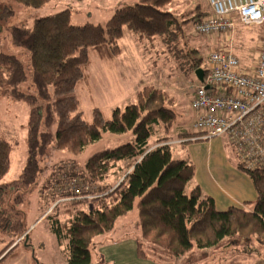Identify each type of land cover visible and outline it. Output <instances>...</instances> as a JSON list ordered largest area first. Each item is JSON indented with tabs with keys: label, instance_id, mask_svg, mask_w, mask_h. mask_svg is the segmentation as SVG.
Masks as SVG:
<instances>
[{
	"label": "trees",
	"instance_id": "obj_1",
	"mask_svg": "<svg viewBox=\"0 0 264 264\" xmlns=\"http://www.w3.org/2000/svg\"><path fill=\"white\" fill-rule=\"evenodd\" d=\"M13 1L24 9L36 10L51 0ZM171 2L137 0L135 5L115 11L102 25H74L71 12L63 10L35 19L28 27L11 28L10 42L25 53L27 64L0 53V89L11 101L28 108L26 158L18 177L0 184V232L22 235L21 222L12 221L2 204L11 193L17 194V205L22 202L21 195L33 188L42 174L48 149L77 156L100 140L103 133L131 132V143L98 152L87 159L78 177L69 174L79 194L61 193L63 221L55 218L50 227L57 244L65 245L67 264H91L95 241L111 234L116 223L134 206L140 239L168 257L185 258L187 264L204 260L207 249L228 248L242 240H254L264 246V170H244L238 164L255 192L251 211L237 207L218 211L213 200L198 187L186 193L194 177V166L172 158L168 134L176 115L167 107L170 100L162 90L143 87L133 104L115 108L109 119L94 109L90 123L84 121L79 101L73 95L87 79L91 53L99 60L117 56L124 29L140 41L162 38L166 43L177 44L183 35V23L161 11ZM197 13L196 23L210 14ZM200 67L201 61L194 60L193 68ZM155 126H161L162 136L154 132ZM189 135L181 129L177 138ZM11 152L12 146L0 137V182L9 172ZM113 170L122 174L116 173L117 183L107 184ZM63 173L67 174L62 171L58 176L67 181ZM54 182L56 188L59 181ZM84 185L90 190H85ZM89 194L92 199L87 200ZM140 247L138 242L137 256L145 259L146 253Z\"/></svg>",
	"mask_w": 264,
	"mask_h": 264
},
{
	"label": "rangeland",
	"instance_id": "obj_2",
	"mask_svg": "<svg viewBox=\"0 0 264 264\" xmlns=\"http://www.w3.org/2000/svg\"><path fill=\"white\" fill-rule=\"evenodd\" d=\"M67 2L69 1L51 0L40 9L28 10L14 4L11 0H0V10L6 9L5 12H0V53L15 56L26 65L25 53L10 42L9 29L15 26L28 27L35 19L61 12L66 8ZM87 3L85 5L83 2L80 5V12L76 16L72 13V24L81 26L89 22V24L98 25L97 21H99L102 25L107 22L100 21L104 17L96 12L95 6L100 4L99 0H87ZM161 11L170 13L179 23H183V35L177 44L166 43L162 38L153 41L137 39L139 42H134L128 41L127 36H124L118 41L119 54L110 59L111 61H100L94 53H91V65L86 73L87 79L77 87L73 95L79 101L84 121L90 123L94 109L100 110L105 119H109L115 108L124 109L125 106L133 104L137 92L143 87L154 86L162 90L170 100L167 107L176 115L175 123L168 136L172 158L178 160L185 157L188 152L185 148L190 143L186 142H192L194 139L189 90L199 82L195 77L193 61L200 60V69L205 70L209 53L217 50L220 45L222 47L227 45V48L243 64L251 65L256 56L259 41L264 38V23L248 27L237 25L231 36L227 34L205 37L194 29V23L198 20L196 17L198 11L206 15L211 12L207 0H172ZM91 13L94 14L92 19ZM123 34H129V32L124 29ZM134 90H136L135 93ZM27 114L28 108L25 104L14 103L3 95L0 89V134L12 146L10 169L0 184L15 180L25 162ZM181 129L187 130L190 135L185 140L176 141L177 133ZM54 130L53 127L51 132L54 133ZM154 132L163 135L161 126H155ZM132 141L131 132L119 135L106 132L102 134L100 140L89 145L77 156L66 151L56 152L48 149L42 161L44 168L42 174L33 188L26 191L24 197L21 195L22 202L17 205L16 197L18 196L11 193L2 204V209L8 211L12 221L21 222L20 234L22 235H14V232H0V254L9 248L0 259L17 245L0 264H65L66 249L64 245L61 247L57 244L50 227L55 218L63 221L64 214L61 206L64 198L61 197V193L72 191V187L75 186L73 185L75 180H71L69 174L77 176L83 172L85 162L90 156ZM62 171L65 173L69 171L65 174L67 181L59 178V172L62 173ZM112 173L107 184L117 183L116 172L113 170ZM54 180L59 181L56 188ZM190 185L192 186V183L188 185L186 193L191 189ZM84 189L89 187L84 185ZM55 206L56 210L53 209ZM83 210L88 209L83 208ZM117 225L121 234L126 233L125 229L128 227L132 231L135 225L138 227L136 207L134 206L126 218L119 221ZM136 230L139 231V228ZM138 242L141 244L142 251L146 253V260L150 263L187 264L183 257H168L154 249L147 241L139 239ZM205 251L207 257L196 264H264V246H260L254 240L249 242L242 240L228 248Z\"/></svg>",
	"mask_w": 264,
	"mask_h": 264
},
{
	"label": "built area",
	"instance_id": "obj_3",
	"mask_svg": "<svg viewBox=\"0 0 264 264\" xmlns=\"http://www.w3.org/2000/svg\"><path fill=\"white\" fill-rule=\"evenodd\" d=\"M207 1L210 14L194 25L202 36H231L237 25L264 23V0ZM224 46L209 53L203 82L189 90L192 141L224 138L240 166L264 170V38L251 65Z\"/></svg>",
	"mask_w": 264,
	"mask_h": 264
},
{
	"label": "crops",
	"instance_id": "obj_4",
	"mask_svg": "<svg viewBox=\"0 0 264 264\" xmlns=\"http://www.w3.org/2000/svg\"><path fill=\"white\" fill-rule=\"evenodd\" d=\"M11 1L16 4L13 0ZM68 1L64 10H69L71 12V20L72 13L73 16H76V14L80 12L79 8L83 2L85 5L89 3H87V0ZM99 2L101 5L97 4L95 6V9H97L96 12L104 17V19L100 21H107L115 11L133 6L137 3V0H99ZM5 11V8L0 10V12ZM90 16L92 19L94 14L91 13ZM97 23L101 24L99 21H97ZM9 30H11V28ZM124 36H127L128 41L132 40L134 42H139L130 32L129 34H123V37ZM135 91L136 90H134V93ZM0 137H2V134H0ZM183 139L185 140L186 137L177 138L176 141ZM186 143H190L185 148L188 152L185 157L178 160L187 161L194 166V177L190 182L192 183V186L190 185L191 188L198 187L201 192L204 191V195L213 200L218 211H225L230 207L251 211L255 203L254 189L247 174L239 169L238 160L227 140L224 138H214L211 140L188 141ZM118 165L120 169H122L123 165L120 163ZM116 173L118 176L122 174L117 170ZM126 216L119 221L125 219ZM117 223L111 234L100 237L95 241L92 250L91 264H154L148 262L146 258H139L137 256V243L140 239V233L136 230L138 227L135 225L133 231L131 228L125 227L126 233L121 234ZM118 234L121 235L117 236ZM62 245L60 246L62 247ZM64 261V263L67 264L66 255Z\"/></svg>",
	"mask_w": 264,
	"mask_h": 264
},
{
	"label": "water",
	"instance_id": "obj_5",
	"mask_svg": "<svg viewBox=\"0 0 264 264\" xmlns=\"http://www.w3.org/2000/svg\"><path fill=\"white\" fill-rule=\"evenodd\" d=\"M203 76H204V71L202 69L195 70V77L200 83L203 82Z\"/></svg>",
	"mask_w": 264,
	"mask_h": 264
}]
</instances>
